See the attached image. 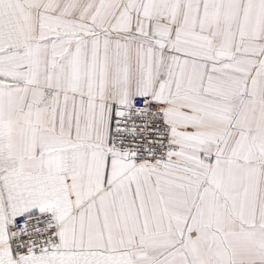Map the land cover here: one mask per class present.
<instances>
[{
	"label": "snow or ice",
	"instance_id": "obj_1",
	"mask_svg": "<svg viewBox=\"0 0 264 264\" xmlns=\"http://www.w3.org/2000/svg\"><path fill=\"white\" fill-rule=\"evenodd\" d=\"M0 264H264V0H0Z\"/></svg>",
	"mask_w": 264,
	"mask_h": 264
}]
</instances>
